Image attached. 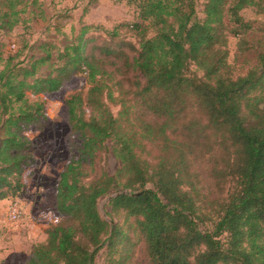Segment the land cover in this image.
<instances>
[{"label":"trees","instance_id":"16d2710c","mask_svg":"<svg viewBox=\"0 0 264 264\" xmlns=\"http://www.w3.org/2000/svg\"><path fill=\"white\" fill-rule=\"evenodd\" d=\"M28 5L38 0H0V27L11 30ZM257 5L207 0L199 19L195 0H138L130 48L96 41L91 25L29 56L27 44L0 46V201L24 191L36 162L27 132L43 129L47 112L29 95L80 72L89 85L66 99L70 156L55 195L63 221L24 264H96L100 252L105 264H138L140 246L150 264H264V51L235 76L228 48L233 34L246 50L255 25L241 12ZM110 147L113 173L100 165Z\"/></svg>","mask_w":264,"mask_h":264},{"label":"rangeland","instance_id":"374dc122","mask_svg":"<svg viewBox=\"0 0 264 264\" xmlns=\"http://www.w3.org/2000/svg\"><path fill=\"white\" fill-rule=\"evenodd\" d=\"M206 1L195 0L199 19L204 18ZM241 13L247 20L254 21L255 29L249 36L246 50L240 47L239 37L229 36V62L235 76L247 73L256 64L257 55L264 51V0ZM138 15V0H38V5L25 7L19 23L11 30L0 27V46L7 54L27 44L25 54L29 56L40 52L41 42L63 48L76 39L84 25H91L89 34L97 36L96 41H124L130 48L128 43L138 45V32L131 26ZM115 28H118L116 35L107 33ZM147 34L153 36L154 29L150 28ZM191 68L201 74L195 65ZM88 87L86 73L80 72L55 92L39 97L29 95L31 100L44 104L47 120L43 129L32 127L27 132L33 140L36 162L25 172L24 191L0 201V264H24L32 248L45 241L46 229L63 221L55 207V195L59 174L70 156L66 99L85 92ZM117 110L114 107V112ZM100 165L111 173L116 170L118 160L111 147L102 153ZM206 186L209 183L206 182ZM111 196L99 202L101 213L107 219ZM15 206L22 214L17 221H11L9 211ZM135 261L150 264L142 246L136 252ZM96 264H105L104 253L100 252Z\"/></svg>","mask_w":264,"mask_h":264},{"label":"built area","instance_id":"2783aa9c","mask_svg":"<svg viewBox=\"0 0 264 264\" xmlns=\"http://www.w3.org/2000/svg\"><path fill=\"white\" fill-rule=\"evenodd\" d=\"M21 214V211L15 206L9 211V218L11 221H17L21 217Z\"/></svg>","mask_w":264,"mask_h":264},{"label":"crops","instance_id":"0c3cea01","mask_svg":"<svg viewBox=\"0 0 264 264\" xmlns=\"http://www.w3.org/2000/svg\"><path fill=\"white\" fill-rule=\"evenodd\" d=\"M2 201V200H1Z\"/></svg>","mask_w":264,"mask_h":264}]
</instances>
